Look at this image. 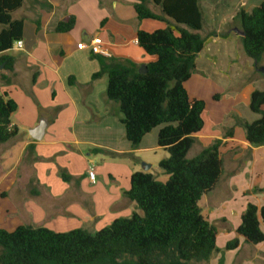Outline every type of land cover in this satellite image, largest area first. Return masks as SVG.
Instances as JSON below:
<instances>
[{"label":"crops","instance_id":"obj_1","mask_svg":"<svg viewBox=\"0 0 264 264\" xmlns=\"http://www.w3.org/2000/svg\"><path fill=\"white\" fill-rule=\"evenodd\" d=\"M262 1L200 0L206 41L196 59L197 71L185 84L191 99L206 103L204 127L194 135L197 142L188 157L215 140L224 142L223 175L199 202L205 218L220 229L216 243L222 244L221 251L236 237L248 204H255L259 214L264 206V192H252L264 188V144L251 146L237 123L259 117L249 104L254 90H264V77L256 76L254 61L240 40V24L234 20L241 9L249 12ZM134 5L135 0H23L13 13L14 19L24 21L23 47L9 52L15 58L14 72L10 82L0 80V93H8L18 105L11 117L18 134L0 144V229L11 232L24 225L58 233L75 229L94 233L132 215L135 203L125 193L134 173L168 179L159 169V162L168 157L158 144L162 126L133 149L120 106L107 97L108 75L93 78L100 63L81 47L98 37L108 58L140 65L154 62L156 57L139 47L137 32H154L167 24L139 20ZM71 16L75 25L70 31L53 30V24ZM234 66L240 76L228 74ZM236 81L240 85L234 87ZM41 125L44 130L37 132ZM91 163L95 182L88 176ZM143 163L150 166L147 171ZM260 228L264 233L262 220ZM263 245L246 244L241 237L237 249L215 254L210 264H220L222 256L224 264H257L264 261Z\"/></svg>","mask_w":264,"mask_h":264},{"label":"trees","instance_id":"obj_2","mask_svg":"<svg viewBox=\"0 0 264 264\" xmlns=\"http://www.w3.org/2000/svg\"><path fill=\"white\" fill-rule=\"evenodd\" d=\"M22 6L23 0H0V80L6 83L15 64L9 52L23 37L24 21L14 19L13 13ZM134 6L139 20L167 24L154 32H137L139 47L156 60L147 64L146 73H140V64L129 59L96 55L101 69L93 78L108 75L107 97L119 104L133 149L147 133L162 126L158 144L168 157L159 162V169L168 179L163 182L150 172L134 173L125 193L135 203L132 215L94 233L84 229L58 233L24 225L11 232L0 229V264H210L213 256L221 253L216 245L220 229L205 218L199 202L223 175L224 142L215 140L188 157L197 142L194 135L204 127L206 107L204 100L191 99L185 87L197 71L196 59L206 41L201 33L206 22L200 0H135ZM234 20L240 24L245 54L258 73L264 67V0L249 12L241 9ZM74 25L71 16L52 28L67 32ZM263 107L264 90L256 89L249 109L259 117L252 122L237 120L251 146L264 144ZM17 109L8 93H0V144L18 134L11 122ZM252 192H264V188ZM261 220L264 223V206L259 214L258 207L249 203L236 237L224 251L237 249L241 237L249 245L263 243ZM219 263L224 264L223 256Z\"/></svg>","mask_w":264,"mask_h":264},{"label":"built area","instance_id":"obj_3","mask_svg":"<svg viewBox=\"0 0 264 264\" xmlns=\"http://www.w3.org/2000/svg\"><path fill=\"white\" fill-rule=\"evenodd\" d=\"M102 39L94 38L89 44H82V48H88L90 52L94 55L104 56L107 55V52L102 48ZM23 47V41L19 40L14 43L13 48H21ZM88 176L91 182L96 181V173H95V165L93 163L90 164L88 170Z\"/></svg>","mask_w":264,"mask_h":264},{"label":"rangeland","instance_id":"obj_4","mask_svg":"<svg viewBox=\"0 0 264 264\" xmlns=\"http://www.w3.org/2000/svg\"><path fill=\"white\" fill-rule=\"evenodd\" d=\"M238 68V66H234L233 68H229V70H228V74L229 75H231V74H234V73H236V75H241V74H238L235 70ZM243 68H244V66L242 67V70H243ZM241 70V71H242ZM241 71H239V72H241ZM256 74V73H255ZM262 74H264V72L263 71H258V73H257V75L256 76H258V77H261L262 76ZM255 77V76H254ZM240 85V81H236L235 82V86L234 87H237V86H239ZM197 151H196V149H194L191 153H190V157L189 158H191V157H194V155H195V153H196ZM197 155V154H196ZM216 245H218V249L219 248H221L222 247V244L220 243V241L218 240V242L216 243ZM251 248H253V250L255 251V249H257V247H255V246H251ZM259 248V247H258ZM260 250H261V248H260ZM263 250H264V245H263ZM221 252H225L224 251V249L221 251ZM263 256H264V254H262ZM225 259L227 260V256H225ZM257 264H264V261H261V260H257Z\"/></svg>","mask_w":264,"mask_h":264},{"label":"water","instance_id":"obj_5","mask_svg":"<svg viewBox=\"0 0 264 264\" xmlns=\"http://www.w3.org/2000/svg\"><path fill=\"white\" fill-rule=\"evenodd\" d=\"M3 67V65L1 66V68ZM262 71L264 72V67H262ZM139 72L140 73H146L147 72V65L145 64H141L140 65V68H139ZM44 130V126L41 125L39 128H37V132H42ZM31 134L33 135V133L31 132ZM33 137L37 138V139H40L41 136H36V135H33ZM143 167L145 168L144 170L147 171L149 169V165L143 163Z\"/></svg>","mask_w":264,"mask_h":264}]
</instances>
